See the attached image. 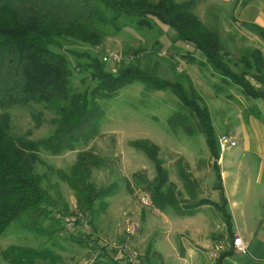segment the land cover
Segmentation results:
<instances>
[{
	"label": "rangeland",
	"instance_id": "374dc122",
	"mask_svg": "<svg viewBox=\"0 0 264 264\" xmlns=\"http://www.w3.org/2000/svg\"><path fill=\"white\" fill-rule=\"evenodd\" d=\"M46 1L55 11L68 13L70 8L74 10L69 0ZM174 1L191 3L193 13L218 34L224 62L247 81L251 68L242 62H246V44L234 49L236 45L232 46L229 39L262 36L252 26H236L234 13L230 10L231 0ZM99 15L103 20L110 19L112 12L102 7ZM150 21L151 26L138 28L121 18L119 24H129L114 34L110 25L94 20L93 25L103 27L106 33L95 46L74 38H61V48L52 49L70 63L72 91L89 92L96 85L91 70L78 66L86 60L77 59L71 52L86 53L100 60L105 71L112 75L133 65L160 79L177 82L187 99H191V85L213 114L216 101L229 95L215 87L219 84L220 74L205 65V58L193 44L176 42L171 28L156 18ZM193 101L202 107L200 101ZM97 103L102 116L95 135L80 140L74 150L58 156L43 152L38 155L34 171L43 176L41 185L52 204L46 208L47 213L33 210L21 214L0 234V264H9L3 253L10 247L37 250L40 256L36 264H132L130 257L135 258V264H163L160 255L151 252L160 239L156 230L163 218L153 207L150 195L157 173L147 155L132 146L131 143L136 141L146 140L158 148L157 158L167 172L163 192L178 205L176 210L170 208L166 212L189 211L194 205L211 200L221 206L220 192L215 189L214 161L204 134L192 109L184 106L172 91H158L144 82H134L123 87L113 98L100 99ZM0 113L9 117V130L14 138L38 141L56 129L57 112L44 103L2 108ZM211 122L215 139L220 135L229 137L230 125L218 123L214 114ZM76 167L84 182L96 190L114 187V193L104 199L107 202L105 209L98 201L90 212L83 211L78 205L76 192L60 177V173L70 175ZM144 195L151 205L144 206L140 202L139 198ZM202 206L211 208L201 211V219H209L214 214L219 216V208L208 204ZM128 224L134 225L135 231H127ZM216 244L218 248H226L229 242L220 238ZM220 252L213 253L211 249L210 257L217 260ZM179 254L182 256L181 251Z\"/></svg>",
	"mask_w": 264,
	"mask_h": 264
},
{
	"label": "trees",
	"instance_id": "16d2710c",
	"mask_svg": "<svg viewBox=\"0 0 264 264\" xmlns=\"http://www.w3.org/2000/svg\"><path fill=\"white\" fill-rule=\"evenodd\" d=\"M74 10L68 13L52 10L46 0H0V109L29 104L44 103L54 107L58 118L54 132L41 140L32 141L14 138L9 130V117L0 113V234L21 214L31 212L47 213L52 201L42 187L43 176L34 171L40 153L58 156L75 149L80 140L91 138L97 132V122L102 116L97 103L100 99L113 98L123 87L134 82H144L155 90H170L189 109L204 134L206 145L214 164L216 187L221 194V206L211 201H202L189 209L177 211L181 215H193L198 206H215L223 213L228 227L229 217L223 211L225 199L222 194V179L217 165L220 153L215 139V131L209 111L200 97L189 86L191 99H187L182 86L177 82L160 79L136 66H129L112 75L105 71L103 63L86 53L71 52L86 63L78 65L90 69L96 85L89 92L75 93L71 88L72 70L69 61L52 48H61V38H74L95 46L106 36L103 27H95L94 20L110 25L116 34L126 24L151 26L156 18L161 24L175 32L176 42H188L205 58V65L220 74L226 83L239 85L250 97L261 98L243 77L235 74L224 62L222 45L218 34L209 29L193 13L189 1L174 0H69ZM107 7L112 12L110 19H102L100 9ZM97 18V19H96ZM129 23L119 24L120 19ZM264 36V29L255 27ZM174 70V68L172 67ZM175 71V70H174ZM193 99L201 102L202 107ZM143 151L152 161L156 177L150 195L155 209L176 210L177 204L163 192L167 182V172L157 158L158 148L149 141L131 143ZM87 155L88 153H83ZM82 158L79 159V161ZM81 171L76 167L70 175L60 173L76 192L78 205L90 212L94 203L105 209V198L114 193V187L96 190L85 183ZM232 251L223 252L218 259L229 256ZM9 264H36L40 252L29 248L10 247L3 253Z\"/></svg>",
	"mask_w": 264,
	"mask_h": 264
},
{
	"label": "crops",
	"instance_id": "0c3cea01",
	"mask_svg": "<svg viewBox=\"0 0 264 264\" xmlns=\"http://www.w3.org/2000/svg\"><path fill=\"white\" fill-rule=\"evenodd\" d=\"M230 5L237 27L264 29V0H231ZM229 43L236 45L234 49L246 44V62H242L251 68L246 79L264 93V36H235ZM219 78L215 87L229 95H220L222 99L216 101L213 114L218 123L230 125L228 133L234 141V146L222 153L217 162L225 199L223 211L230 226L221 211L218 217L212 214L209 219L200 218L201 211L211 206H201L190 216L159 212L163 215L156 230L160 239L151 252H157L163 264H264V100L250 97L239 85ZM207 108L212 121V109L209 105ZM236 237L242 239L244 252L233 248L231 241ZM220 238L229 242L225 249L232 252L218 262L219 258L210 257V250Z\"/></svg>",
	"mask_w": 264,
	"mask_h": 264
},
{
	"label": "built area",
	"instance_id": "2783aa9c",
	"mask_svg": "<svg viewBox=\"0 0 264 264\" xmlns=\"http://www.w3.org/2000/svg\"><path fill=\"white\" fill-rule=\"evenodd\" d=\"M217 146H218L219 153L222 154L225 151H227L230 147L234 146V141L228 136L220 135L217 138ZM139 199H140V202L144 206L151 205V202L147 196H145V195L141 196ZM68 226H71V223H68ZM127 231H135V226L128 224L127 225ZM232 245L236 251L244 252V250H245L244 244H243L242 239L240 237L234 238L232 240ZM214 246L215 247H213V253L214 252L217 253V251L220 252V250H225V248H223V246L221 248H218L217 244ZM222 252H220V255L222 254ZM129 261L132 264H135V262H136L135 258H133V257H130Z\"/></svg>",
	"mask_w": 264,
	"mask_h": 264
}]
</instances>
